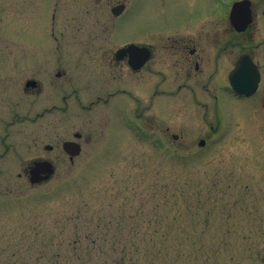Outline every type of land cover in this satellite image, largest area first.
<instances>
[{
    "label": "rangeland",
    "instance_id": "1",
    "mask_svg": "<svg viewBox=\"0 0 264 264\" xmlns=\"http://www.w3.org/2000/svg\"><path fill=\"white\" fill-rule=\"evenodd\" d=\"M44 1L0 0V86L11 101L0 105V137L13 121L0 157V264H264V111L228 105L220 126L214 96L191 105L180 93L145 111L151 120L140 126L152 132L141 137L128 117L108 137L96 125L102 108L84 112L75 100L33 122L37 105L24 104L22 87L38 62L24 52ZM126 3L123 23L133 24L134 0ZM149 11L146 2L142 17ZM76 131L91 139L72 163L62 145ZM38 158L57 171L32 185L24 167ZM180 188L185 195L174 197Z\"/></svg>",
    "mask_w": 264,
    "mask_h": 264
},
{
    "label": "flooded vegetation",
    "instance_id": "2",
    "mask_svg": "<svg viewBox=\"0 0 264 264\" xmlns=\"http://www.w3.org/2000/svg\"><path fill=\"white\" fill-rule=\"evenodd\" d=\"M207 1L134 0L133 24L127 25L123 23L126 0L44 1L34 17L39 25L33 31L37 34L32 38L34 46L27 45L24 52L26 63L34 61V56L38 62L22 87L24 104L32 109L37 105L36 117L30 120L37 123L45 117V111L68 112L75 100L84 112L102 108L101 122L96 121V125L100 124L101 133L106 130L109 137L117 133L115 123L122 118H131L140 126L141 118L147 116L145 111L151 115L156 103L183 93L191 97L189 103L193 105L199 103L198 95L203 92L216 99L220 126L219 109L225 111L228 105L247 116L255 111L261 117L264 0H209L211 7L203 5ZM146 2L150 11L142 17L140 9ZM29 48L34 53L30 54ZM241 68L245 69V88L256 85L250 95L238 94L231 83ZM83 91L88 93L84 100L80 97ZM6 93L5 85L0 86V105L8 107L11 101ZM237 109L231 114L236 116ZM148 116L146 119L151 120ZM91 119H85V123L92 126L95 120ZM12 122L2 125L0 157L9 151L6 138ZM148 127L147 132H152L151 125ZM132 128L134 133L139 128L147 129ZM73 137L68 141L79 143L81 150V140L86 143L91 139L80 131ZM36 160L48 159L30 161L25 173Z\"/></svg>",
    "mask_w": 264,
    "mask_h": 264
},
{
    "label": "water",
    "instance_id": "3",
    "mask_svg": "<svg viewBox=\"0 0 264 264\" xmlns=\"http://www.w3.org/2000/svg\"><path fill=\"white\" fill-rule=\"evenodd\" d=\"M245 69L241 68L237 73L234 75V80H235V86L238 87L236 88V91L239 93H245L249 94L252 91L255 90L256 85L255 84H250L248 87L245 88L246 85V80H245ZM239 88L244 89L239 90ZM64 150L66 153H69L71 158L79 155L80 153V145L75 143V142H65L63 145ZM55 173V167L51 162H48L47 160H38L33 161L32 165L30 167L29 171V181L32 185L36 184H41L42 182H46L52 178V176Z\"/></svg>",
    "mask_w": 264,
    "mask_h": 264
},
{
    "label": "trees",
    "instance_id": "4",
    "mask_svg": "<svg viewBox=\"0 0 264 264\" xmlns=\"http://www.w3.org/2000/svg\"><path fill=\"white\" fill-rule=\"evenodd\" d=\"M172 195H173L174 197H177V195H179L180 197H182V195H185V191H184L182 188H180V189H178L177 191H174V193H173ZM197 200H199V198H197ZM207 213L209 214L208 211H207ZM205 222L207 223V222H208V219H206ZM49 243H50V244H53L52 240H49ZM46 245H48V243L43 242L42 246H46Z\"/></svg>",
    "mask_w": 264,
    "mask_h": 264
}]
</instances>
